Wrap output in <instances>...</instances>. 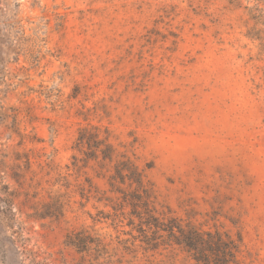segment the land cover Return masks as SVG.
Returning a JSON list of instances; mask_svg holds the SVG:
<instances>
[{
  "label": "rangeland",
  "instance_id": "rangeland-1",
  "mask_svg": "<svg viewBox=\"0 0 264 264\" xmlns=\"http://www.w3.org/2000/svg\"><path fill=\"white\" fill-rule=\"evenodd\" d=\"M127 158L264 264V0H0V264H203L128 224Z\"/></svg>",
  "mask_w": 264,
  "mask_h": 264
},
{
  "label": "trees",
  "instance_id": "trees-1",
  "mask_svg": "<svg viewBox=\"0 0 264 264\" xmlns=\"http://www.w3.org/2000/svg\"><path fill=\"white\" fill-rule=\"evenodd\" d=\"M97 143L104 144L101 148L103 157L112 160L115 149L107 143V137ZM116 173L117 176H112V182L109 183L112 187L111 191L122 194L123 200L119 203L121 205L119 209L123 214H125L124 206L131 207L127 213L128 224L138 230L141 242L147 247L176 243L184 246L199 263L241 264L238 257L240 239L238 241L228 232L220 229L204 230L190 224L183 225L178 217L170 215L166 218L163 215L164 211L158 212L152 199V187L145 180L143 171L130 158L120 161L119 166L116 167ZM126 180L130 187H134L133 191H125L117 185V183L125 184ZM107 199L112 201V197ZM67 241L80 249L99 250L102 247L100 239L93 237L90 233H88V239H84L81 232H71L67 235Z\"/></svg>",
  "mask_w": 264,
  "mask_h": 264
}]
</instances>
